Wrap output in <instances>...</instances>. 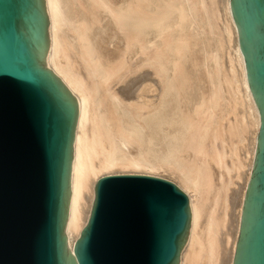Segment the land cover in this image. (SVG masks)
<instances>
[{
  "label": "bare ground",
  "instance_id": "6f19581e",
  "mask_svg": "<svg viewBox=\"0 0 264 264\" xmlns=\"http://www.w3.org/2000/svg\"><path fill=\"white\" fill-rule=\"evenodd\" d=\"M45 1L46 64L79 104L69 246L89 222L100 179L143 175L178 181L188 194L179 264H232L261 118L230 0H220L225 18L219 0ZM229 47L231 94L222 71Z\"/></svg>",
  "mask_w": 264,
  "mask_h": 264
},
{
  "label": "water",
  "instance_id": "95a60500",
  "mask_svg": "<svg viewBox=\"0 0 264 264\" xmlns=\"http://www.w3.org/2000/svg\"><path fill=\"white\" fill-rule=\"evenodd\" d=\"M261 124L232 264H264V0H230ZM45 0H0V264H179L187 195L156 177L100 179L69 246L77 99L47 67Z\"/></svg>",
  "mask_w": 264,
  "mask_h": 264
},
{
  "label": "rangeland",
  "instance_id": "374dc122",
  "mask_svg": "<svg viewBox=\"0 0 264 264\" xmlns=\"http://www.w3.org/2000/svg\"><path fill=\"white\" fill-rule=\"evenodd\" d=\"M221 1H222V0H221ZM219 2H220V0H219ZM219 5H220L219 8L222 9L223 7H221V2H220ZM221 9H220V11H221L222 14H223V15H222V14H221V15L225 18V15H224L225 12L223 13L224 10H223V9L221 10ZM220 24H221V23H220ZM232 45H233V44H231V45H229V46H230L231 48H234ZM230 47H229V49H228L227 51H226V50L224 51V53H223V58H222V60H223L222 62H223V64H224V65L222 64V67L225 68V70H223V68H222V71L225 72V73L223 74V76H224V78H223V86H224V87H223V90H224L225 86H227V87L231 86V87H232V88L230 87L231 90H230V89L228 90V88L225 89V91H227V94H228L229 91H232V90H233V87L235 88V86H233V85H237V83H235V81H234V74L232 73L231 67L229 68V66H230L229 63H230V61H229V60L227 61V59H229V58H227L228 53H229V52H232V55H233V52H234L233 49L230 50ZM225 53H226V54H225ZM225 55H226V56H225ZM229 55H230V54H229ZM229 55H228V56H229ZM234 55H235V53H234ZM234 55H233V56H234ZM224 62H225V63H224ZM236 67H238V66H236ZM226 68H227V69L229 68V70H231L230 73H229V70H227ZM235 69H236V68H235ZM237 70H238V73H239V68H237ZM237 70H236V71H237ZM226 71H227V73H228L229 75H231V76L233 75V78H231L229 75H225V74H226ZM225 76H227V79H228V78H231V80H233V82H234L235 84H233L232 81H231L232 83L230 84L229 81H228L229 79L227 80ZM228 76H229V77H228ZM224 81H225V82L228 81V83H229L230 85H229L228 83L225 84ZM227 84H228V85H227ZM232 84H233V85H232ZM238 85H239V84H238ZM237 87H238V86H236V88H237ZM239 87H240V85H239ZM236 88H235V89H236ZM225 91H224V92H225ZM229 93L231 94L232 92H229ZM225 94H226V92H225ZM230 96H231V95H230ZM227 97H229V96H227ZM115 171H117V170H115ZM118 171H119V170H118ZM164 171H165V172H164ZM164 171H160L159 174L162 175L163 177L170 178L171 180H173V179L175 178V177H173V176H175V173L173 174L172 171H170V172H171L170 174H169V172H168L167 170H164ZM166 171H167V172H166ZM162 172H163V173H162ZM172 174H173V175H172ZM172 178H173V179H172ZM165 180H166V179H165ZM168 181H170V180H168ZM173 181H177V180H173ZM241 181H242V180H241ZM241 181H238V183H237V181H236L237 184H236V187L234 186V188L236 189L237 186H239L238 188H239L240 190H238V188H237L236 190H234V192L241 191V187L244 186V183H243L244 180L242 181L243 185H242ZM170 182H172V181H170ZM172 183L176 184L178 187H179V185H180V184L178 183V181H177V183H176V182H172ZM178 184H179V185H178ZM239 184H241V185H239ZM240 186H241V187H240ZM179 188L181 189V187H179ZM181 190H182V189H181ZM182 191L184 192V190H182ZM184 193L187 194L186 192H184ZM187 196H188V194H187ZM235 203H236V204H235ZM233 204H234V207H233V210H232V215H233V217H232V224L230 223V224H231V228H233L232 230H231V228H230V233H231L232 235H234V232H235V222H234V220H235L236 217H238V215H237V214H238V212H237L238 210H237V209H239V200H235V201H233ZM235 205H236V207H235ZM235 209H236L237 211H236ZM236 212H237V213H236ZM235 214H236L237 216H236ZM234 217H235V218H234ZM235 221H236V220H235ZM233 231H234V232H233Z\"/></svg>",
  "mask_w": 264,
  "mask_h": 264
}]
</instances>
